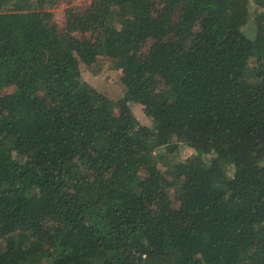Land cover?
I'll return each instance as SVG.
<instances>
[{"label": "trees", "instance_id": "16d2710c", "mask_svg": "<svg viewBox=\"0 0 264 264\" xmlns=\"http://www.w3.org/2000/svg\"><path fill=\"white\" fill-rule=\"evenodd\" d=\"M59 1L0 0V264H264V0Z\"/></svg>", "mask_w": 264, "mask_h": 264}, {"label": "rangeland", "instance_id": "374dc122", "mask_svg": "<svg viewBox=\"0 0 264 264\" xmlns=\"http://www.w3.org/2000/svg\"><path fill=\"white\" fill-rule=\"evenodd\" d=\"M90 0H72L67 3L66 0H61L57 3L53 10V20L60 26L64 25V8L68 5H85ZM99 70L93 73L89 67L80 63V73L84 80H86L92 87L98 91L106 94L113 101H119L124 93L125 86L122 82V72L119 69L110 67L106 58H99ZM12 87L5 88L10 91ZM129 107L141 125H150V118L144 113L143 107L134 102H129ZM191 149L187 148L183 151L182 156L190 153ZM172 195V194H171Z\"/></svg>", "mask_w": 264, "mask_h": 264}]
</instances>
